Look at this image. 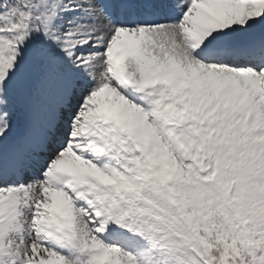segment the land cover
I'll return each mask as SVG.
<instances>
[{
  "label": "snow or ice",
  "instance_id": "obj_1",
  "mask_svg": "<svg viewBox=\"0 0 264 264\" xmlns=\"http://www.w3.org/2000/svg\"><path fill=\"white\" fill-rule=\"evenodd\" d=\"M0 264H264V0H0Z\"/></svg>",
  "mask_w": 264,
  "mask_h": 264
}]
</instances>
